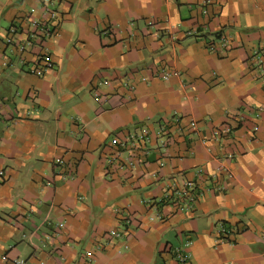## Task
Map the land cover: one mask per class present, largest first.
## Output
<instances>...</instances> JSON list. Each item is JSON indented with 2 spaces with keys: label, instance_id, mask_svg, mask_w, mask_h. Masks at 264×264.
<instances>
[{
  "label": "crops",
  "instance_id": "0c3cea01",
  "mask_svg": "<svg viewBox=\"0 0 264 264\" xmlns=\"http://www.w3.org/2000/svg\"><path fill=\"white\" fill-rule=\"evenodd\" d=\"M263 50L264 0H0V264H264Z\"/></svg>",
  "mask_w": 264,
  "mask_h": 264
},
{
  "label": "built area",
  "instance_id": "2783aa9c",
  "mask_svg": "<svg viewBox=\"0 0 264 264\" xmlns=\"http://www.w3.org/2000/svg\"><path fill=\"white\" fill-rule=\"evenodd\" d=\"M43 14L44 17L42 18H31L29 17L28 20L30 22V25L35 26L36 30H38V34H39V44L42 46L43 43L42 41L45 40V38L47 36H50L53 32V27L50 24V20H54L56 19V17L58 16V13L51 9L48 8L47 6H43ZM31 15V13L29 14ZM12 31L15 32V29L12 28ZM29 38H34L36 36V33H32V31L28 32ZM8 41H11V39H9ZM219 41L221 42L222 46L224 45V43L226 42V38L225 37H220ZM26 44H22L18 47V51L19 52H23L25 50V46L28 44L30 45L32 42L28 39L25 41ZM214 46L210 45V49L213 50ZM264 52V50H263ZM258 53V52H257ZM259 54V53H258ZM263 54V53H262ZM52 68V61L50 59V57L48 56V53H45L43 55L40 56V58L37 60L36 62V67L32 70V73L35 75H42L45 73L46 70ZM262 73L264 74V69L262 70ZM163 78H168V73H163L162 74ZM190 125L195 128L196 127V122L192 121L190 123ZM229 128H225V131L228 130ZM149 135V131L147 128L142 127L139 132L135 133L134 135H129L128 137L132 139H135L137 141L140 140H145ZM120 139V138H119ZM117 138H114L111 140V145L116 147V146H120L121 147H125L127 144L125 141L119 140ZM120 144V145H119ZM115 149V155H117L118 157V153L119 151H117L116 148ZM110 160V158H109ZM160 165H162V163H160ZM228 231L226 229H224L223 227L219 228L218 233L220 235L226 234ZM223 237V236H222ZM178 256L179 258H181L182 260L185 259V255L183 252H181L178 249ZM14 264H22L23 261L21 260H15L13 262Z\"/></svg>",
  "mask_w": 264,
  "mask_h": 264
}]
</instances>
